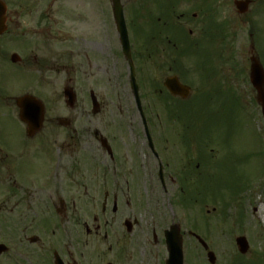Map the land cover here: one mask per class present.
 Listing matches in <instances>:
<instances>
[{
	"label": "flooded vegetation",
	"instance_id": "1",
	"mask_svg": "<svg viewBox=\"0 0 264 264\" xmlns=\"http://www.w3.org/2000/svg\"><path fill=\"white\" fill-rule=\"evenodd\" d=\"M157 1L158 13L152 6L146 14L183 31L175 42L166 35L173 59L166 78L176 76L189 86L187 97L172 96L212 103L216 120H227L228 128L249 122L254 138L246 146H261L264 157V85L261 70L254 71L257 66L264 72V0ZM121 2L129 22L139 12L146 15L133 0ZM179 2L185 5L181 12ZM203 40L210 61L199 64ZM107 48L122 53L114 0H0V134H24L20 146H0V264H165V229L158 235L152 226L149 239L136 234L141 218L133 202L139 182L148 178L143 151L152 163L151 179L164 191L162 179L188 181V167L174 176L167 146L157 155L151 146H85L71 127L74 117L59 114L60 72L67 71L68 86L76 88L87 81L91 54ZM27 94L45 107L41 127L30 137L17 104ZM61 129L73 131V146H54Z\"/></svg>",
	"mask_w": 264,
	"mask_h": 264
},
{
	"label": "rangeland",
	"instance_id": "2",
	"mask_svg": "<svg viewBox=\"0 0 264 264\" xmlns=\"http://www.w3.org/2000/svg\"><path fill=\"white\" fill-rule=\"evenodd\" d=\"M141 1L133 0L132 3L137 8L140 7L145 14L152 9V6L155 7L153 13L155 15L158 13V7L151 2L152 0H144L146 2L144 5ZM183 3H178L177 7L180 8L178 12L185 7ZM144 20L133 21L139 25L141 21L143 22L141 33L146 36L151 26ZM106 24L109 26V19ZM181 25L189 27L185 23ZM155 29L154 24L153 30ZM166 34L163 33L162 37ZM259 42L264 44L262 38ZM152 44L158 48V54L150 58L146 50L147 46H143L142 41L138 40L133 46V57L141 83L143 105L149 113L152 112L150 125L155 144L171 149L172 154L166 155L173 157L170 161L173 168L169 167V169L173 170L174 176L179 173L177 169L184 170V167H188L189 179L193 177V181H187L186 190L187 187L192 188L195 185V177L198 178L200 188L197 190L193 187L192 192L188 189L186 195L189 196L186 200L190 203L184 209L176 199L178 186L180 187L179 181L167 182V191H164L156 179L154 192L148 190L147 180L140 181L139 194L133 202L135 213L138 214L136 216L141 218L140 227L136 230L137 237L140 240L151 238L152 226H156L157 234L160 235V231L174 221L181 224L185 234L184 248L189 264H210L207 251L195 238H190V231L200 235L208 243L209 250L215 252L217 256L215 264H236L237 260H241L240 264H264V186L261 182L264 181V157L260 156L261 146H246L254 138L251 124L246 121L239 124L235 122L228 128L225 123L227 120H216L213 115L216 112L215 108L211 109L213 114H206L201 112L197 104L192 103L191 100L186 104H178L168 98L163 90V82L168 76L167 68L173 59L168 57L169 51L166 50L161 39L153 40ZM140 47L141 51L138 52ZM95 51L92 48L90 53ZM198 52L201 54L199 64L210 61V49L206 40H203ZM97 54L99 56L91 54L92 64L90 68L87 67L85 73L87 81L79 82L78 89L81 91L85 89L86 93L89 89H93L103 101V109L101 113L93 114L91 103L85 96L77 102L71 112L75 119L74 126L77 130L75 135L79 139L77 141L85 146H100L94 136V131L98 130L113 146H143L145 133L130 88L127 60L124 56L120 60L109 48ZM99 66L103 68L100 69ZM67 76V72L60 74V94L63 93L64 80ZM172 103H175L174 107L179 114L183 115L181 122L183 132L189 126L187 115L191 113L189 118L195 119L191 126L193 140L186 143V146L181 145L178 137V134L182 133L180 122L175 120L176 122L173 121L171 124L167 123V108H172ZM182 107L190 108L184 110ZM230 107L231 111L235 109V105L231 104ZM58 110L61 115L69 111L62 100L59 102ZM238 119L239 115L235 113V120ZM215 132L218 141L215 139ZM59 133V142L55 146H71L73 141L68 138V131L63 129ZM229 133H231L230 140H228ZM23 136L22 133L0 134V142L3 143L1 145L20 146ZM236 138L237 142L234 145ZM232 183L241 185L240 188L236 187L237 195H233ZM138 201L141 203L140 206L136 203ZM240 213H243V218ZM238 235H245L249 240L250 249L245 255H240L236 246L234 237ZM164 251L162 248V256ZM158 258L160 259V254Z\"/></svg>",
	"mask_w": 264,
	"mask_h": 264
},
{
	"label": "water",
	"instance_id": "3",
	"mask_svg": "<svg viewBox=\"0 0 264 264\" xmlns=\"http://www.w3.org/2000/svg\"><path fill=\"white\" fill-rule=\"evenodd\" d=\"M124 30V27H123ZM125 50L127 55L129 56V49L127 47V41L125 40ZM132 80L134 81V77L132 76ZM167 86L173 93H177L181 89V85L178 81L169 80L167 81ZM137 88V87H135ZM137 104L140 109L141 103L138 94L136 93ZM263 99V107H264V98ZM71 103V102H70ZM23 117L25 119H34L32 112L37 111V107H33V105H38L36 102L30 101L29 99H22L20 101ZM40 108V107H39ZM167 243L170 251V257L167 264H183V253H182V237L179 233V228L177 226L172 227L170 232H167ZM238 244L241 252L245 253L248 249V244L245 237H240L238 239ZM210 259L212 262L215 261V256L212 252L209 253Z\"/></svg>",
	"mask_w": 264,
	"mask_h": 264
}]
</instances>
